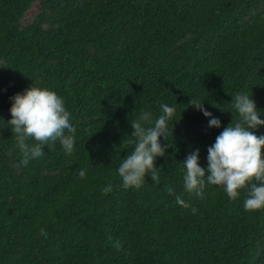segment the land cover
Instances as JSON below:
<instances>
[{
	"label": "trees",
	"instance_id": "1",
	"mask_svg": "<svg viewBox=\"0 0 264 264\" xmlns=\"http://www.w3.org/2000/svg\"><path fill=\"white\" fill-rule=\"evenodd\" d=\"M30 86L65 101L70 156L57 141L21 165L7 121ZM240 92L264 120V0H0V264H264V208L245 210L247 189L184 190L182 162L199 149L207 168V149L240 120ZM161 104L176 112L159 137V182L148 173L125 189L131 122L148 111L154 123Z\"/></svg>",
	"mask_w": 264,
	"mask_h": 264
},
{
	"label": "clouds",
	"instance_id": "2",
	"mask_svg": "<svg viewBox=\"0 0 264 264\" xmlns=\"http://www.w3.org/2000/svg\"><path fill=\"white\" fill-rule=\"evenodd\" d=\"M11 100V119L7 123L11 125L16 146L22 155V166L42 157L43 148L49 143L59 141L67 155L73 153L76 129L62 97L47 87L30 86L22 93H16ZM231 103L240 120L224 127L215 143L207 149L206 169L199 165V149L186 157L182 162L185 169L184 190L202 197L207 183L222 186L229 198L236 199L240 195L239 190L247 189L243 203L245 210H259L264 208V135L257 136L252 130L264 125V120L259 118L252 94L237 93ZM189 104L210 118V128L220 127V120L205 109L203 102L191 100ZM160 107L162 114L154 123L148 111L142 112L138 119L131 122V135L136 138L135 148L118 167V175L125 189H139L148 173H151V180L159 182L155 160L165 155L167 147L159 143V137H165L168 121L176 112L174 107L167 104ZM85 171H80L81 177H84ZM112 190L108 185L102 191L108 193ZM176 203L185 208L191 207L180 195L176 196ZM191 210L196 212L195 208ZM40 234L47 237L43 229ZM116 247L120 248L119 242Z\"/></svg>",
	"mask_w": 264,
	"mask_h": 264
},
{
	"label": "rangeland",
	"instance_id": "3",
	"mask_svg": "<svg viewBox=\"0 0 264 264\" xmlns=\"http://www.w3.org/2000/svg\"><path fill=\"white\" fill-rule=\"evenodd\" d=\"M37 8V4H34L32 8H30V10L28 11V13H33L36 11Z\"/></svg>",
	"mask_w": 264,
	"mask_h": 264
}]
</instances>
